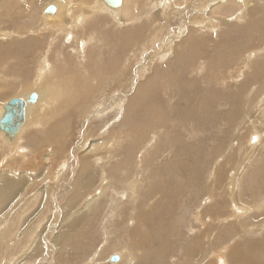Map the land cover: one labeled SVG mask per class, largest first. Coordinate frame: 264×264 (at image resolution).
<instances>
[{
	"label": "rangeland",
	"instance_id": "rangeland-1",
	"mask_svg": "<svg viewBox=\"0 0 264 264\" xmlns=\"http://www.w3.org/2000/svg\"><path fill=\"white\" fill-rule=\"evenodd\" d=\"M53 1L0 0V108L33 91L30 85L40 76L39 65L56 30L28 27ZM99 1L91 2V12ZM168 1L134 0L137 18L98 14L86 20V27L77 14L73 28L67 29L74 37L62 32L55 39V50L63 47V55H55L53 45L47 61L65 80L45 75L46 82L40 80L37 87L65 81L73 85L71 97L59 98L60 108L51 110L52 122L44 118L27 127L17 146L7 145L0 136V264H218L217 257L224 264H264V160L252 163L254 151L242 161L250 143L261 150L264 140L263 134L250 142L254 132L264 128L256 120L264 97V0ZM254 50L259 54L249 59L251 63L242 57ZM239 57L249 67L241 75L234 71ZM97 137L116 140L88 160L94 165L92 174L103 170L111 177L101 197L102 209L93 216L78 202L95 190L82 188L78 195L84 180L81 183L76 175L84 166L87 143ZM46 145L53 153L47 156L48 164H39ZM20 147L30 162L20 158ZM36 164L39 176L24 168L34 170ZM125 184H130L129 191ZM71 201H78L71 213L78 212L67 219ZM258 204L261 210L248 215L232 209ZM229 212L246 218L230 219ZM78 218L83 223H76L75 229L72 223ZM39 221L36 239L28 242V232ZM244 223L251 227L249 233L242 232ZM4 229L10 232L8 240ZM230 239H236L231 247ZM118 254L123 255L120 262H110ZM129 254H134L131 263L123 258Z\"/></svg>",
	"mask_w": 264,
	"mask_h": 264
},
{
	"label": "bare ground",
	"instance_id": "bare-ground-1",
	"mask_svg": "<svg viewBox=\"0 0 264 264\" xmlns=\"http://www.w3.org/2000/svg\"><path fill=\"white\" fill-rule=\"evenodd\" d=\"M16 1V0H15ZM26 1V0H25ZM93 0H91L89 3L87 2V1H85V0H54L51 4H48L47 6H45L44 8H42V9H44V10H42V12L44 11V13L45 14H50V16H44L43 15V13L41 12V10H40V12L37 14V15H34V17H32L31 19H32V22L30 23V25H29V27L28 28H30V27H32V28H34V29H39L40 27H43V29L42 30H47L48 28H51V29H54V30H56V33L54 32V35H51V37H50V40L48 41V46H47V48H46V53H45V55H44V57H43V59H42V61H41V63H40V65H39V70L37 71L38 73H39V77H37L36 78V84H32L31 83V88L33 89V91H30V93L28 92L27 94H26V97H23V98H21V96L20 97H15V98H18V99H21V100H23L24 102H25V108H24V114H23V116H24V119H23V123H22V125L20 126V128L18 129V131L10 138V137H8V136H5L1 131H0V136L3 138V140L6 142V144L7 145H9V146H17L20 142H19V137H20V134L21 133H23L24 131H25V129L27 128V127H29V126H32L33 124H35V125H37L38 124V122L40 121V120H42V119H44V118H46V121L47 122H52L51 120H52V118H55L54 116H53V114L51 115V110L52 109H59L58 107H57V105L59 104V98L61 99V98H63V99H61V100H63L64 101V99L66 98H70L71 96H70V93H71V90H72V86L73 85H69V84H67V83H65V81L63 82V81H61V83H58V84H56V86H53L50 82L47 84V86H44V87H42V88H40V87H37V83L41 80L42 82L44 81V82H46V80L44 79L45 78V75H52V77H54V79L56 80V78H59L60 80L62 79V80H65L64 79V75H61V74H59L61 71H59L58 69H57V67L53 64V62H51V61H47V58H48V56H49V52H50V50H51V48L53 47V45H54V48H53V53L55 52V55H60V58H61V54L63 55V52L61 53V51L63 50H61V48H63V47H59V48H57L56 50H55V45H56V43L57 42H55V39L58 37V36H61V35H59V33H62V32H69L71 35H72V33L70 32V31H67V29L69 28V29H71V28H73V27H71L70 28V24H72V23H74V21L75 20H73V19H76V18H78L77 17V14H81V15H79V18H78V20H83V24L85 25V27L87 26L85 23H86V20L89 18V17H91V20L92 19H94V18H96V15H98L99 14V16H100V18H108V17H110V15L112 14V12H114V13H116V14H120V16L121 17H124L125 19L126 18H131V20L133 19V18H137V13H135V12H133V8H132V6H134V0H118V5L117 6H115V7H112V6H110L109 4H108V0H101V1H99L98 2V5L96 6V12H91L90 10H92L93 9V5L91 4V2H92ZM165 1V0H164ZM166 1H168V0H166ZM171 1V0H170ZM170 1H168V3L170 2ZM18 2H20V1H18ZM176 3H179V0L176 2ZM235 3H237V2H235ZM4 4V2L2 3V5ZM6 4V3H5ZM82 4V6H80ZM101 4H104V5H101ZM146 4V3H145ZM144 4V5H145ZM163 4V3H162ZM161 4V5H162ZM191 4V3H190ZM16 5V4H15ZM92 5V6H91ZM165 6L167 5V4H164ZM217 5V4H216ZM49 6H52L54 9H53V12L52 13H46V8L47 7H49ZM107 8H106V7ZM150 6V5H149ZM155 6V5H154ZM153 6V7H154ZM170 6V5H169ZM219 7H218V9H220V7H221V5L219 4L218 5ZM239 6V5H238ZM18 7V6H17ZM80 7H83L85 10L83 11L82 9V12H78V9H76V8H79L80 9ZM151 7L152 6H150V8L149 9H151ZM162 7V6H161ZM160 7V8H161ZM167 7V6H166ZM217 6H215L214 7V12H216V10L217 9H215ZM95 8V7H94ZM140 8V7H139ZM2 9V8H1ZM90 9V10H89ZM146 9V8H145ZM88 10L91 12H88ZM152 10V9H151ZM35 12V11H34ZM76 12H78V13H76ZM105 13L104 15H102V13ZM141 12V11H140ZM146 12V11H145ZM245 12V11H244ZM10 13H11V11H10ZM9 13V14H10ZM42 13V14H41ZM237 13V12H236ZM235 13V14H236ZM5 14H6V12H5ZM8 14V15H9ZM244 14V13H243ZM8 15H6V16H8ZM11 16H12V14H11ZM11 16H8V17H11ZM140 16V15H139ZM236 16V15H235ZM27 17V16H26ZM80 17H81V19H80ZM113 17V16H112ZM118 17H119V15H118ZM2 18V17H1ZM29 18V17H28ZM65 18V19H68L69 21L66 23L65 22V19L63 20V19ZM114 18V17H113ZM99 19V18H98ZM124 19V20H125ZM14 20V19H13ZM16 20V19H15ZM73 20V22H71ZM105 20V19H104ZM107 20V19H106ZM113 20V19H112ZM130 20V19H129ZM170 20V19H169ZM108 21V20H107ZM121 21V20H120ZM123 21V20H122ZM126 21V20H125ZM2 22V21H1ZM0 22V23H1ZM124 22V21H123ZM205 22H206V20H205ZM209 22V21H208ZM213 22V21H212ZM81 23V22H80ZM210 23H211V21H210ZM144 24V23H143ZM95 25V24H94ZM109 25V24H108ZM90 26H92V25H90ZM116 26V25H115ZM26 27V26H25ZM74 27H76L75 25H74ZM80 27V26H79ZM139 27V26H138ZM143 27V26H142ZM77 28V27H76ZM83 28V27H82ZM104 28V27H103ZM75 29V28H74ZM83 29H86V28H83ZM141 29H143V28H141ZM75 30H77V29H75ZM110 30V29H109ZM7 31V30H6ZM5 31V32H6ZM16 31V30H15ZM35 31H37V30H35ZM2 32H4V31H2ZM1 32V33H2ZM8 32V31H7ZM10 32V31H9ZM20 32V31H19ZM18 32V33H19ZM29 32V31H28ZM27 32V33H28ZM33 32H34V30H33ZM40 32V31H39ZM38 32V34H40ZM104 32H106V31H104ZM123 32H124V30H123ZM147 32V31H146ZM43 33V32H42ZM4 34V33H3ZM8 34V33H7ZM23 34V33H22ZM84 34V33H83ZM6 35V34H5ZM64 35V34H63ZM68 35V34H67ZM92 34H90V36H91ZM95 35V34H94ZM110 35V34H109ZM122 35V34H121ZM0 36H1V34H0ZM72 37H74L73 35H72ZM68 38V37H67ZM93 38V37H92ZM106 38V37H105ZM49 39V38H48ZM70 39V38H69ZM112 39V38H111ZM116 39V38H115ZM66 40V39H65ZM81 40V39H80ZM83 40V39H82ZM58 41V40H57ZM62 41V40H61ZM67 41V40H66ZM69 41H71V40H69ZM76 42V41H75ZM80 42V41H79ZM63 44H64V42H62ZM81 43V42H80ZM106 43V42H105ZM119 43V42H118ZM253 43V42H252ZM42 44V43H41ZM45 44V43H44ZM83 44V43H82ZM120 44V43H119ZM61 46H62V44H60ZM59 46V45H58ZM225 47V46H224ZM227 47V46H226ZM32 48V47H31ZM40 48V47H39ZM116 48H117V46H116ZM123 48V47H122ZM84 49V48H83ZM110 49V48H109ZM112 49V48H111ZM225 49V48H224ZM45 50V49H44ZM229 50H231V49H229ZM228 50V51H229ZM74 51V50H73ZM83 51H86L87 52V50H83ZM255 51V50H254ZM75 52V54H77L78 53V51H74ZM80 52H81V50H80ZM85 52V53H86ZM211 52H213V50L211 51ZM210 52V53H211ZM52 53V54H53ZM257 53L259 54V52L258 51H255V52H251V54L250 53H248L249 55H243L242 57L243 58H246L248 61H249V59L252 57V56H256L257 55ZM83 54V53H82ZM224 54H226V52L224 53ZM216 55H217V53H216ZM221 55V54H220ZM262 55V54H261ZM81 56V55H80ZM102 56V55H101ZM239 55H237V57H238ZM83 57V56H82ZM113 57V56H112ZM118 57V56H117ZM121 57V56H120ZM219 57V56H218ZM242 57H239V59H238V63L236 64L237 65V67L235 68V72L238 74V75H241L242 74V69H244V68H246V67H248V65L245 63V61L246 60H244ZM259 57V56H258ZM114 58V57H113ZM127 59V58H126ZM199 59V58H198ZM211 59V58H210ZM213 59V58H212ZM118 60V59H117ZM215 60V59H214ZM58 61H61V59H59ZM216 61V60H215ZM251 61V60H250ZM249 61V62H250ZM97 62V61H96ZM125 62H126V60H125ZM204 62V61H203ZM214 62V61H213ZM215 63V62H214ZM251 63V62H250ZM108 64V63H107ZM202 64V63H201ZM112 65V64H111ZM203 65V64H202ZM121 66H123V65H121ZM120 66V67H121ZM112 67V66H111ZM120 67L118 68L119 69V72H120ZM117 68V67H116ZM205 68V67H204ZM249 68V67H248ZM124 69V68H123ZM199 69V68H198ZM214 69V68H213ZM117 70V69H116ZM200 71V70H199ZM203 71V70H202ZM124 72V71H123ZM233 72V71H232ZM232 72L230 73V75L232 74ZM122 73V72H121ZM229 74V73H228ZM67 75V74H66ZM65 75V76H66ZM216 75V74H215ZM119 76V75H118ZM6 77V76H5ZM61 77V78H60ZM111 77V76H110ZM66 78V77H65ZM215 78V77H214ZM5 79H7V78H5ZM53 79V80H54ZM4 81V80H3ZM6 81V80H5ZM122 81V80H121ZM214 81V80H213ZM120 82V81H119ZM221 82V81H220ZM56 83V82H55ZM262 83H263V81H262ZM54 84V83H53ZM239 84V83H238ZM38 86H40V85H38ZM96 86V85H95ZM221 86V85H220ZM97 87V86H96ZM149 87V86H148ZM30 88V87H29ZM74 88V87H73ZM94 88V87H93ZM97 89V88H96ZM26 90H29V89H26ZM31 93H34L35 95H36V100H35V102L34 103H29L28 102V97H29V95L31 94ZM80 93V92H79ZM141 93V92H140ZM251 93V92H250ZM17 94V93H16ZM262 95V94H261ZM260 95V96H261ZM264 95V94H263ZM80 97V96H79ZM249 97V96H248ZM91 98V97H90ZM251 98V97H250ZM59 100V101H58ZM261 100V99H260ZM88 101V100H87ZM90 101V100H89ZM131 101V100H130ZM257 102H258V100H257ZM6 104V103H5ZM5 104H4V106H5ZM64 104V103H63ZM61 105V104H60ZM255 105V104H254ZM2 107V108H0V121H1V119L3 118V115H4V113H5V107ZM82 106H83V104H82ZM146 106V105H145ZM258 106V107H257ZM256 107H257V114H258V119H256L260 124H263L264 125V97L262 98V100L260 101V103H259V105H257ZM251 107V106H250ZM243 109V108H242ZM245 109H247V108H245ZM92 110V109H91ZM97 111H99V110H97ZM36 113V115L35 116H33V113ZM247 112H249L248 110H247ZM51 115V116H50ZM243 115V114H242ZM246 115V114H245ZM53 116V117H52ZM247 116V115H246ZM92 117V116H91ZM94 117V116H93ZM92 117V118H93ZM155 117H156V115H155ZM166 117V116H165ZM242 117H244V116H241L240 118H242ZM251 119V118H250ZM254 120V119H253ZM252 120V121H253ZM83 121V120H82ZM86 121H87V119H86ZM244 121V120H243ZM255 121V120H254ZM90 122V121H89ZM242 122V121H241ZM256 122V121H255ZM254 122V123H255ZM66 123V122H65ZM243 123H245V121L243 122ZM129 124V123H128ZM242 124V123H241ZM240 124V125H241ZM248 124V123H247ZM255 124H257V123H255ZM88 124H86V126H87ZM239 125V126H240ZM254 125V124H253ZM85 126V125H84ZM255 126V125H254ZM261 126V125H260ZM262 127V126H261ZM82 128V127H81ZM80 128V129H81ZM247 128V127H246ZM257 128V127H256ZM126 129V128H125ZM254 129H255V127H254ZM87 130V129H86ZM248 130H250V129H248ZM45 131H46V129H45ZM82 131V130H81ZM126 131V130H125ZM260 131H263V133L262 132H260ZM28 132V131H27ZM80 133V132H79ZM237 133H238V131H237ZM84 134V133H83ZM252 134V133H251ZM264 134V128L262 127V129H260L259 131L258 130H256L255 132H254V135H253V137L252 138H250V142L252 141V142H257L258 141V137H261V135H263ZM46 136V135H45ZM79 136V135H78ZM44 137V136H43ZM81 137H83L82 135H81ZM262 138V137H261ZM262 139H264V138H262ZM2 140V139H1ZM45 140V139H44ZM79 140H81V139H79ZM116 139L114 138V139H112V137H97V139H93V140H91V141H89L87 144V147H86V149H85V153H84V155H85V158H84V166L82 167V165L81 166H79L78 168H79V171H78V174L76 175L77 176V179L82 183V179L84 180L83 181V183H82V185H80V188H78V195H81V194H83V191H82V188H83V190H90V189H92V188H94L93 189V191L95 190V192L93 193V194H89V195H87L83 200H80V202H78L79 201V199H77L78 201V204H81L82 206H81V208L80 209H84V210H89L90 212H91V214L94 216V215H96V214H98L100 211H101V209H102V206H101V197H103V194L105 193V191H107L108 189V186L110 185V182H109V180L111 181V177H109V175L107 174V172L106 173H104V171L103 170H100V171H97L95 174H92L91 173V171L93 170L92 168H94V165H92V164H90V163H88V160L90 161V159H94V157H95V155H97L100 151H103L106 147H108V146H111V144L115 141ZM46 141V140H45ZM44 141V142H45ZM263 142H260V140H259V142H260V144L259 145H261V150H255L254 149V146L250 143V146H249V148L247 149V151L245 150V156H244V159L242 160V161H246V159L248 158H250L249 157V154H253V152H254V155H253V158H252V160H253V162L252 163H254V162H256V163H258L259 161H262V160H264V151H262V150H264V140H262ZM43 142V141H42ZM82 142V141H81ZM82 144V143H81ZM257 144V143H256ZM255 144V145H256ZM6 145V146H7ZM86 145V144H85ZM81 146V145H80ZM224 147V146H223ZM22 147H20L19 148V153H20V158L22 159V160H25L24 158L25 157H27L26 159L28 160V162H30V160H31V158H29L28 156H24L23 157V155L25 154L26 155V152L23 154V149H21ZM44 148V149H43ZM42 149H43V155L42 154H40V156H39V160L38 161H40L39 162V164L41 163H47L48 164V158H47V156H49V155H51V153H53V150L51 149V147H49V145H46V147H43ZM5 149V148H4ZM14 149H16L15 147H14ZM259 149V148H258ZM8 150V149H7ZM76 150H79V148H77ZM137 150V149H136ZM35 151V150H34ZM73 151V150H72ZM74 151H75V148H74ZM106 151V150H105ZM42 152V151H41ZM62 152V151H61ZM112 152V151H111ZM221 152V151H220ZM57 153V152H56ZM55 153V154H56ZM67 153V152H66ZM23 154V155H22ZM102 154V153H101ZM100 154V155H101ZM110 154V153H109ZM27 155H29V154H27ZM136 155V154H135ZM30 156L32 157V154H30ZM243 156V155H242ZM34 158V159H33ZM51 158H53V157H51ZM50 158V159H51ZM108 158V157H107ZM4 159V158H3ZM36 156H34V157H32V161H36ZM61 160V159H60ZM98 160H100V159H98ZM224 160V159H223ZM2 162V161H1ZM49 162H51V160L49 161ZM64 162V161H63ZM126 162V161H125ZM263 162V161H262ZM12 163V162H11ZM35 163V162H34ZM36 163H38V162H36ZM87 163H88V165H87ZM141 163V162H140ZM212 163V162H211ZM46 164V165H47ZM77 164V163H76ZM101 164V163H100ZM112 164V163H111ZM50 165H51V163H50ZM113 165H114V163H113ZM112 165V166H113ZM125 165V164H124ZM246 165V164H245ZM244 165V166H245ZM45 166V165H44ZM86 166H88V168L86 167ZM111 166V167H112ZM239 167H241V165L239 164L238 165ZM238 166H236V167H238ZM26 167V168H25ZM33 167V166H32ZM35 167V169L34 170H32L29 166H24V168L25 169H28L29 171H31L34 175L37 173V164H36V166H34ZM33 167V168H34ZM59 167V166H58ZM61 167V166H60ZM75 167H76V165H75ZM84 167H85V169H84ZM232 167V166H231ZM30 168V169H29ZM52 168V167H51ZM243 168V167H242ZM262 168V167H261ZM45 169V168H44ZM74 169H76V168H74ZM116 169H117V166H116ZM231 169H233V168H231ZM23 170V169H22ZM27 170V171H28ZM46 170H48V169H46ZM50 170H52V169H50ZM49 170V171H50ZM59 170V169H58ZM57 170V171H58ZM115 171V170H114ZM231 171V170H230ZM245 171H247V170H245ZM263 171V170H262ZM25 172H26V170H25ZM116 172H117V170H116ZM232 172H233V170H232ZM28 173V172H27ZM38 173L40 174V172L38 171ZM66 173V172H65ZM65 173H64V175H65ZM120 173V172H119ZM39 174H36L37 176H39ZM72 174V173H71ZM89 174H92V176H91V178H93V180L89 183V184H87V180L89 179ZM232 174V173H231ZM234 174V173H233ZM120 175V174H119ZM210 175V174H209ZM242 175V174H241ZM257 175V174H256ZM41 176V175H40ZM82 176H83V178H82ZM104 176L106 177V179L104 178ZM132 176V175H131ZM130 176V177H131ZM236 176V175H235ZM20 177V176H19ZM53 177V176H52ZM21 178V177H20ZM48 178H49V176H48ZM228 178H229V176H228ZM128 179V178H127ZM23 180V179H22ZM135 180V179H134ZM235 180V179H234ZM256 180V179H255ZM66 181V180H65ZM73 181V180H72ZM99 181H101V187L99 188V190H98V192H96V188H97V186H96V184L97 183H100ZM129 181V180H128ZM227 181V180H226ZM1 182V181H0ZM15 182V181H14ZM133 182V181H132ZM241 182V181H240ZM32 184V183H31ZM66 184H67V182H66ZM69 184V183H68ZM1 185H2V183H1ZM76 185V184H75ZM126 185V184H125ZM130 185V184H129ZM129 185H126L127 186V188H128V191H129ZM231 186H232V184H230ZM99 187V186H98ZM239 187H241V186H239ZM131 188L132 189H135V187L134 186H131ZM1 189V188H0ZM68 189V188H67ZM226 189V188H225ZM237 189V188H236ZM232 190H233V188H232ZM232 190H231V192H232ZM1 191V190H0ZM18 191V190H17ZM34 191V190H33ZM73 191V188L70 190V192H72ZM228 191V190H227ZM226 191V192H227ZM26 192H28V191H26ZM36 192V191H35ZM38 192V191H37ZM36 192V193H37ZM40 193V192H39ZM225 193V192H224ZM38 194V193H37ZM17 195V194H16ZM39 195H41V194H39ZM74 195L75 196H77V193H76V191L74 190ZM261 196H262V194H261ZM264 196V195H263ZM16 197V196H15ZM23 197H24V195H23ZM26 197V196H25ZM24 197V198H25ZM36 197V196H35ZM40 196H38V198H39ZM55 197H57V196H55ZM79 197V196H78ZM233 197V196H232ZM23 198V199H24ZM37 198V199H38ZM8 200V199H7ZM17 200V199H16ZM73 200V199H72ZM76 200V199H75ZM11 201H13V200H11ZM20 201V200H19ZM25 201V200H24ZM38 201V200H37ZM37 201H36V203H37ZM256 201H257V198H256ZM9 202V201H8ZM72 203L70 204V207H69V210L68 211H66V212H68L67 213V219H69V218H76L74 215L78 212V211H75V212H72L71 213V209H72V205L74 204L75 205V202L74 201H71ZM77 202H76V204H77ZM227 202V201H226ZM259 202V201H258ZM245 203V202H244ZM255 203V202H254ZM11 204V203H10ZM227 204H229L228 202H227ZM264 204V203H263ZM202 205H205V204H202ZM201 205V206H202ZM69 206V205H68ZM200 206V205H199ZM200 206V207H201ZM16 207V206H15ZM14 207V208H15ZM59 207V206H58ZM246 207H247V205H246ZM23 208V207H22ZM202 208V207H201ZM244 208V207H243ZM261 208V204H258V205H256V206H254L253 208H246V210H244V209H241V208H238V207H235V206H233L232 207V209H233V211H236L237 213H242V212H244V214L246 215H248L252 210L253 211H259V210H261L260 209ZM262 208H264V206L262 205ZM197 209V213H196V215H198L197 216V219H200L201 218V216H200V214H198L199 212V210H198V208H196ZM21 210V209H20ZM74 211V210H73ZM206 211V210H205ZM223 211V210H222ZM7 212V211H6ZM23 212V210L21 211V212H19V217L21 216V213ZM29 212V211H28ZM60 212V211H59ZM125 212H127V211H125ZM166 212V211H165ZM34 213V212H33ZM83 214H84V211L82 212ZM139 213V212H138ZM207 213V212H206ZM230 213V216H228V218H230V219H236L237 221H239V220H241V219H245L246 218V216L244 217H242V216H239V215H236V214H234L233 212L231 213V212H229ZM253 213V212H252ZM259 213V212H258ZM18 214V213H17ZM79 214V213H78ZM223 214V213H222ZM16 215V214H15ZM85 215V214H84ZM136 215H138V214H136ZM208 215V214H207ZM218 215V214H217ZM18 216V215H17ZM93 216H91L92 218H93ZM129 216V215H128ZM212 216V215H211ZM237 216H239V217H237ZM46 217V216H45ZM86 217V216H85ZM143 217H145V216H143ZM142 217V218H143ZM218 217V216H217ZM23 218V217H22ZM81 218V217H80ZM147 218V217H146ZM208 218V217H207ZM219 218V217H218ZM221 218H223V217H221ZM79 219V218H78ZM17 220V219H16ZM61 220V219H60ZM91 220V219H90ZM94 220H95V218H94ZM139 220V219H138ZM137 220V221H138ZM151 220V219H150ZM69 221V220H68ZM81 221V219H79V221H73L74 223H72V225H74V224H81V223H83V222H81V223H79ZM96 221V220H95ZM147 221V220H146ZM246 221V220H245ZM16 223L15 224H19L20 222H19V219H18V222L19 223H17V221H15ZM92 222V221H91ZM142 222H144V221H142ZM154 222V221H153ZM247 222V221H246ZM262 222V221H261ZM94 223V222H93ZM151 223V222H150ZM219 223V222H218ZM256 225H258V223L260 224V222H257L256 221ZM40 224H41V221H39V222H36L35 224H34V228L32 229L31 228V230L28 232V236H29V238H28V242H30V240L32 239L33 241L36 239V229L38 228V227H40ZM75 225V229L77 228L78 229V225ZM138 224V222L136 223V225ZM244 224H247V223H244ZM244 224H242V225H240V227H241V229H242V232L244 231L245 233H249V231H251V227L247 224V225H245L244 226ZM10 225V224H9ZM139 225V224H138ZM153 225H155V224H153ZM255 225V224H254ZM81 226H83V224L81 225ZM203 226L204 227H207L206 226V223L205 222H203ZM37 227V228H36ZM72 227V226H71ZM79 227H80V225H79ZM16 227H14V229H15ZM49 228H51V230H53V229H55V226H52V227H49ZM57 228V227H56ZM211 228V227H210ZM80 229H82L81 227H80ZM79 229V230H80ZM152 229V228H151ZM157 229H158V227H157ZM5 230V229H4ZM3 230V231H4ZM85 230V229H84ZM2 231V232H3ZM48 231V230H47ZM157 231V230H156ZM156 231H155V233H156ZM160 231V230H159ZM124 232V231H123ZM152 232H153V230H152ZM66 233V232H65ZM81 233V232H80ZM83 233H84V231H83ZM82 233V234H83ZM154 233V232H153ZM154 233V235H156ZM4 234L6 235L5 236V240H8V238L10 237V232L6 229L5 231H4ZM48 234V233H47ZM22 235V234H21ZM62 235H64V234H62ZM66 235V234H65ZM236 235V234H235ZM238 235V234H237ZM240 235V234H239ZM45 236H47V235H45ZM61 236V235H60ZM1 237V236H0ZM25 237V236H24ZM57 237V236H56ZM65 237V236H64ZM68 237V236H67ZM123 237V239L125 238V236H122ZM128 237V236H127ZM44 238V237H43ZM81 238V237H80ZM230 238V237H229ZM2 239V238H1ZM78 239V238H77ZM32 240H31V242H32ZM125 240H126V238H125ZM125 240H123L124 241V243L123 244H125L126 245V243H125ZM130 240V239H129ZM146 241V240H145ZM229 241V246L231 247L233 244H235L236 242V239H230V240H228ZM27 242V241H26ZM71 242V241H70ZM79 243H78V245H79V249L83 246V240L82 241H78ZM54 243V242H53ZM25 244V243H24ZM29 244V243H28ZM27 244V245H28ZM33 244V243H32ZM55 244V243H54ZM122 244V245H123ZM115 245V244H114ZM122 245H121V248H122ZM49 247H51L50 245H48ZM54 246V245H53ZM106 246V245H105ZM112 246V245H111ZM120 246V245H119ZM118 246V247H119ZM127 246V245H126ZM238 248V247H237ZM253 248V247H252ZM32 249H34V248H32ZM82 249V248H81ZM84 249H86V248H84ZM24 250H26V249H24ZM35 250V249H34ZM101 250V249H100ZM120 250V249H119ZM129 250V249H128ZM256 250V249H255ZM31 251V250H30ZM111 251V250H110ZM123 251H125V248L123 247ZM53 252H55V249L53 248ZM76 252V251H75ZM104 252V251H103ZM113 252V251H112ZM118 252V251H117ZM120 252V251H119ZM126 252H127V250H126ZM236 252V251H235ZM58 253V252H57ZM99 253V252H98ZM121 253V252H120ZM124 253V252H123ZM223 253H224V251H223ZM29 254V253H28ZM77 254V253H76ZM79 254V253H78ZM226 254V253H225ZM27 255V254H26ZM32 255H34V254H32ZM50 255H51V253H50ZM49 255V256H50ZM102 255V254H101ZM134 255V254H133ZM133 255H128V256H126V258L125 257H123L124 259H127V258H129V260H128V263H131L132 262V260H134V258H133ZM36 256V255H35ZM54 256V255H53ZM52 256V257H53ZM117 257H118V260H119V262H120V260H121V257L123 256V255H116ZM55 257V256H54ZM2 258V257H1ZM8 258V257H7ZM34 258V257H33ZM103 258V257H102ZM50 259H52V258H50ZM57 259V258H56ZM150 259V258H149ZM218 259H220V260H218ZM222 259V257H217V263L218 264H224L223 263V261L221 260ZM238 259V258H237ZM9 260H11L10 258H9ZM37 260V259H36ZM53 260V259H52ZM47 261V260H46ZM124 261H125V264H127V262H126V260H123V263H124ZM49 262V261H48ZM93 262H95V261H93ZM101 262V261H100ZM99 262V263H100ZM110 262H111V260H110ZM228 262V261H227ZM50 263V262H49ZM154 263V262H153ZM152 263V264H153ZM32 264V263H31ZM35 264V263H34ZM95 264H97L96 262H95ZM101 264V263H100ZM120 264V263H119Z\"/></svg>",
	"mask_w": 264,
	"mask_h": 264
},
{
	"label": "water",
	"instance_id": "water-1",
	"mask_svg": "<svg viewBox=\"0 0 264 264\" xmlns=\"http://www.w3.org/2000/svg\"><path fill=\"white\" fill-rule=\"evenodd\" d=\"M108 4L112 7L118 5V0H108ZM53 7L49 6L46 8V13H52ZM29 103H34L36 100V95L31 93L28 97ZM5 113L0 121V131L8 137H12L20 128L24 119V108L25 102L18 98H12L5 104ZM111 262L118 261V257H111Z\"/></svg>",
	"mask_w": 264,
	"mask_h": 264
}]
</instances>
